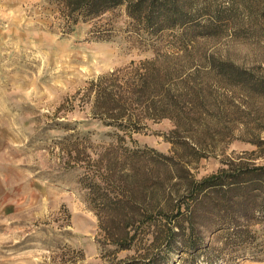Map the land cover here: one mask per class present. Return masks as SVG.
Returning a JSON list of instances; mask_svg holds the SVG:
<instances>
[{
    "label": "trees",
    "instance_id": "16d2710c",
    "mask_svg": "<svg viewBox=\"0 0 264 264\" xmlns=\"http://www.w3.org/2000/svg\"><path fill=\"white\" fill-rule=\"evenodd\" d=\"M55 1L66 26L121 6L139 37L172 31L178 43L175 51L90 78L68 101L71 107L78 101L90 118L116 131L115 142L98 151L84 136L59 141L64 166L82 168L77 180L108 264L263 258L264 76L213 54L196 63L191 47L197 38L239 36L240 19L264 16V0ZM161 119L172 125L164 136L168 153L136 146L130 134ZM234 139L255 150L222 159L206 175L192 174V162Z\"/></svg>",
    "mask_w": 264,
    "mask_h": 264
},
{
    "label": "rangeland",
    "instance_id": "374dc122",
    "mask_svg": "<svg viewBox=\"0 0 264 264\" xmlns=\"http://www.w3.org/2000/svg\"><path fill=\"white\" fill-rule=\"evenodd\" d=\"M62 17L55 0H0V264H108L94 241L96 218L77 180L82 168L64 166L59 141L84 136L98 151L115 142L116 131L90 118L78 101L73 107L68 101L90 78L178 46L172 31L139 37L121 6L69 26ZM239 23L237 37L226 32L195 39L194 62L213 54L264 76V16ZM171 126L167 119L147 121L130 138L136 146L168 153L164 136ZM124 143L131 145L127 136ZM251 150L252 144L234 139L192 162L190 171L206 175L222 159ZM193 264L205 263L198 258ZM232 264H264V257Z\"/></svg>",
    "mask_w": 264,
    "mask_h": 264
}]
</instances>
